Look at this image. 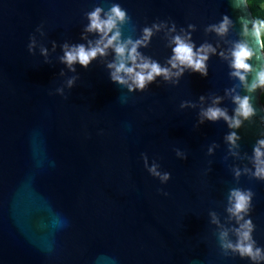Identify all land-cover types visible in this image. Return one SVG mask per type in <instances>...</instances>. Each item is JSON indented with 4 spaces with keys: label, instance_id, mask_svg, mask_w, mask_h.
Instances as JSON below:
<instances>
[{
    "label": "water",
    "instance_id": "water-1",
    "mask_svg": "<svg viewBox=\"0 0 264 264\" xmlns=\"http://www.w3.org/2000/svg\"><path fill=\"white\" fill-rule=\"evenodd\" d=\"M112 4L126 11L121 40L164 22L138 48L161 65L174 24L216 53L249 39L259 67L258 42L241 34L242 21L252 26L243 0H0V264H254L222 247L220 233L236 241L229 191L250 190L245 218L264 250V179L251 159L264 137L261 89L247 92L213 53L206 76L185 69L132 90L110 79L111 48L67 66L62 46L94 41L86 14ZM222 14L227 32L206 30ZM234 94L255 109L238 128L201 117L216 97L231 116Z\"/></svg>",
    "mask_w": 264,
    "mask_h": 264
},
{
    "label": "clouds",
    "instance_id": "clouds-1",
    "mask_svg": "<svg viewBox=\"0 0 264 264\" xmlns=\"http://www.w3.org/2000/svg\"><path fill=\"white\" fill-rule=\"evenodd\" d=\"M243 2L245 5L250 6L253 0H243ZM261 3L264 5V0H261ZM86 15L88 23L85 25V31L95 32L97 38L94 41H87V46L85 44L62 46L64 54L60 59L69 67L76 62L86 67L97 55L103 56L111 48L114 53V60L107 64V67L111 70L110 79L116 83L126 84L129 90H132L133 87L143 89L156 76L168 79L181 75L185 69L206 76V60L209 54L213 53L228 59L231 69L230 75L236 77L247 92H253L259 88L261 93H264V16L251 14V28L248 27L247 21H242V36L257 41L261 51V56L258 57L259 67L255 68L254 65L248 62L255 55L249 39L234 41L227 52L216 53V49L211 44L195 45L190 38V31L185 32L183 35L176 33L175 25L172 24L168 26V32L173 33L169 40L171 55L168 57L165 66L156 60L143 56L138 51L140 46L147 45L153 30H159L164 26L163 21L160 24L153 23L151 26L142 28L141 36L135 40L130 37L121 40L120 25L126 19V11L119 4H112L107 10L95 6ZM230 24V18L226 14H222L220 20L215 24L208 25L206 30L222 36L227 32ZM188 27L191 29L193 26L189 25ZM181 32H183V29H181ZM41 51L44 52L45 50L41 49ZM252 72H254V75L249 81L247 77ZM68 83L71 84L72 81L69 80ZM219 99V97L214 98L213 103L202 110V118L212 121L222 118L230 129H235L240 126L242 120L255 114L249 95L234 94L232 96L235 107L231 116H229L226 109L218 106ZM225 139L229 144L235 145L239 137L235 131H230L226 134ZM252 153V174L257 179H264V137L257 138ZM149 172L153 175H160L161 179H166L168 175L167 173L162 175L158 173L155 165L149 168ZM236 174L238 175L239 172L237 171ZM251 196L252 192L247 189L237 188L229 191V206L226 210L237 222V227L233 230L237 239L234 243L227 240L226 231L220 233V238L222 247L237 252L241 257L247 256L254 264H259L260 261L264 260V250L255 245L251 235L253 224L250 218H245V214L250 207ZM213 221H215V217H213Z\"/></svg>",
    "mask_w": 264,
    "mask_h": 264
},
{
    "label": "trees",
    "instance_id": "trees-1",
    "mask_svg": "<svg viewBox=\"0 0 264 264\" xmlns=\"http://www.w3.org/2000/svg\"><path fill=\"white\" fill-rule=\"evenodd\" d=\"M259 2H261V0H253L252 5L248 6L250 8L251 14L264 16V9L262 10L261 8H259Z\"/></svg>",
    "mask_w": 264,
    "mask_h": 264
},
{
    "label": "rangeland",
    "instance_id": "rangeland-1",
    "mask_svg": "<svg viewBox=\"0 0 264 264\" xmlns=\"http://www.w3.org/2000/svg\"><path fill=\"white\" fill-rule=\"evenodd\" d=\"M259 8H261L262 10L264 9V5H262V3L261 2H259ZM260 98H261V100L263 101V103H264V93H261V95H260Z\"/></svg>",
    "mask_w": 264,
    "mask_h": 264
}]
</instances>
